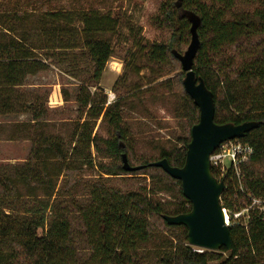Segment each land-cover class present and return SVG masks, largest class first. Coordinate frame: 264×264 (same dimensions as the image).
<instances>
[{"label":"trees","instance_id":"trees-1","mask_svg":"<svg viewBox=\"0 0 264 264\" xmlns=\"http://www.w3.org/2000/svg\"><path fill=\"white\" fill-rule=\"evenodd\" d=\"M1 2L5 6L0 5V88L12 91L22 86L25 75L35 73L36 66L42 67L35 61L36 49L48 51L51 47L29 45L26 39L28 32L19 31L20 36L16 37L10 24H23L27 17L57 23L68 12L50 9L48 0H29L27 5H21L19 0L11 10L10 0ZM237 3L238 0L167 1L154 17L156 25L169 30L167 45L153 44L148 53L153 62L165 63L170 56L175 59L172 51L178 52L190 40L188 16H197L200 19L197 29L200 45L193 70L213 94L214 122L217 125L257 123L255 129L239 139L253 150L251 159L239 165V178L233 171L219 178L225 185L220 197L221 205L229 214L230 223H234L233 216L237 210L226 197L258 199L264 205V0H247L245 4L248 7L244 9H237ZM84 15L81 20L82 48L95 68L93 78L98 81L113 55L110 42L100 35L114 23L109 16L93 19L91 14ZM41 32L55 35L58 29H42ZM238 41L258 43L250 51L224 61L226 49ZM81 91L77 102L87 109L88 117L73 133L72 149L65 151L59 140L36 134L32 138L30 157L24 165L20 168L6 167L0 173V198L5 195L17 198L16 184L20 183L27 190L26 197L32 198L36 190H41V198L46 200L27 210L32 218L24 221H17L0 209V253L1 246L7 244L11 247L8 257L0 254V257H7L0 264H19L20 259L26 262L24 264H66L72 257L70 224L64 213L55 209L60 196L57 181L62 177L68 186H73L75 173L91 163L87 149L97 142L92 122L101 117L110 130L115 131L116 139L105 144L117 160L121 161V155L127 156L130 152L129 135L119 105L121 99L105 107V97L95 103L85 87ZM175 106L176 118L184 120L190 130L198 122L199 110L184 89ZM28 108L30 110L31 107ZM12 113L11 100L9 107L8 101H2L0 96V115ZM26 124L28 131H37L40 124H45L43 110L31 111V121ZM180 142L184 144L182 148L161 151L159 160L166 159L172 167L181 168L190 138ZM119 143L124 144L123 149ZM151 163L141 159L137 166H132H142L141 170L126 172L121 165L106 174L150 176L159 179L167 190L180 186L179 181L171 179L161 169L150 167ZM50 165H54L55 172L49 171ZM10 169H14L13 176H10ZM212 174L218 179L219 175L213 169ZM238 185H242L241 191H238ZM178 192L182 197L180 188ZM88 198L89 204L81 209L82 221L87 239L94 246L93 256L99 264H128L136 260L135 252L152 237L149 218L162 220L165 227H171L162 219V216L169 215L163 210L162 203L154 201L145 192L124 195L104 186H95ZM185 202L187 209L169 216L188 213L191 205L187 200ZM228 230L232 243L230 251L194 253L187 245L185 231L183 243L162 253L159 264H264V211L258 208L250 211L246 223L231 224Z\"/></svg>","mask_w":264,"mask_h":264},{"label":"rangeland","instance_id":"rangeland-1","mask_svg":"<svg viewBox=\"0 0 264 264\" xmlns=\"http://www.w3.org/2000/svg\"><path fill=\"white\" fill-rule=\"evenodd\" d=\"M48 1L50 9L68 12L63 14L61 21L52 23L27 17L23 24H10L14 29V36L19 37V31L28 32L26 39L29 45H49L51 49H36L35 61L42 67L36 66L33 75H25L21 87L12 91L10 88H0L2 101H8L10 107L11 100L14 108V113L0 115V173L7 165L10 168L24 165L30 157L32 138L36 134L59 140L65 151L72 149L73 133L88 117L87 109L80 107L77 102L82 94V87L88 90L95 103L105 97V107L108 106L109 97L112 104L121 99L119 105L129 135L130 152H127V159L131 166H137L141 159L157 161L161 151L182 148L184 144L180 140L190 138V130L184 120L176 118L175 105L183 91L184 73L180 63L171 56L165 63L153 62L148 57L153 44L167 45L169 30L156 25L154 17L158 15L161 5L169 0ZM245 2L247 0H238L236 8L248 7ZM16 3L19 0H10V10ZM27 3L29 0H21V5ZM0 5L5 6V3L1 2ZM84 14H91L93 19L109 16L114 23L100 35L110 42L113 55L105 64L98 81L93 78L95 68L82 48L81 20ZM54 28L58 29L55 35L41 32L42 29ZM257 43L238 41L228 47L222 57H226L224 61H227L229 57H237L238 53L250 51ZM188 45L189 42L178 52L183 54ZM28 107H31L30 110ZM35 109L43 110L45 124H40L37 131H28L26 123L31 121V111ZM92 124L93 136L97 137V142L87 149L91 163L75 173L73 186H68L62 177L57 181L60 196L55 209L64 213L70 224L71 247L74 251L66 264H99L93 256L94 246L87 239L81 212L89 204V193L95 186H104L124 195L145 192L154 201L162 203L163 210L169 215L188 208L186 199L183 195L179 196L181 186L167 190L159 179H152L150 176L107 175L108 170L122 165V160H117L105 144L116 139L115 131H111L101 117ZM235 140L240 142L239 139ZM119 144L120 149H123L124 144ZM235 166L225 161L215 170L219 175L217 180L220 181L219 178L226 176L229 171H233L239 178V171ZM13 170L10 169V176L14 175ZM49 171L55 172L54 165L49 166ZM16 188L18 197L10 198L5 195L0 198V209L17 221L29 220L32 216L27 210L46 200L41 198V190H36L33 197L28 198L27 190L20 183L16 184ZM241 189L242 185H238V191ZM226 199L237 210L233 216L234 223L229 220L228 226L246 223L252 210L258 208L259 211H264L262 201L258 199ZM226 215L229 219L227 211ZM149 222L152 237L135 252L136 260L128 264H159L162 253L183 243L186 231L184 227H165L162 220L157 221L152 217ZM5 245L1 246V253L8 257L11 247ZM5 256L0 257V263L7 258ZM24 263L26 262L20 259L19 264Z\"/></svg>","mask_w":264,"mask_h":264},{"label":"water","instance_id":"water-1","mask_svg":"<svg viewBox=\"0 0 264 264\" xmlns=\"http://www.w3.org/2000/svg\"><path fill=\"white\" fill-rule=\"evenodd\" d=\"M188 21L189 45L183 54L172 51V55L179 61L184 73L182 80L184 92L199 110L198 122L190 129V142L181 168L172 167L166 159L155 161L149 166L161 169L171 179L179 181L182 195L191 205L188 213L162 216L166 224L184 227L188 246L211 252H219L221 249L230 251L232 243L228 230L229 219L220 202L225 185L213 176L209 157L220 144L242 138L255 129L257 123L217 125L214 122L213 94L193 70L194 59L200 45L197 35L200 19L195 15H189ZM121 160L126 172H135L143 168L130 166L125 154L121 155Z\"/></svg>","mask_w":264,"mask_h":264},{"label":"built area","instance_id":"built-area-1","mask_svg":"<svg viewBox=\"0 0 264 264\" xmlns=\"http://www.w3.org/2000/svg\"><path fill=\"white\" fill-rule=\"evenodd\" d=\"M111 104V98H108L107 105ZM253 155L252 148L236 140H230L220 144L215 151L210 155L209 161L211 164V170H216L223 165L225 161L235 164L237 168L242 163H245L251 159ZM194 253H204L205 249L191 247L189 246Z\"/></svg>","mask_w":264,"mask_h":264},{"label":"crops","instance_id":"crops-1","mask_svg":"<svg viewBox=\"0 0 264 264\" xmlns=\"http://www.w3.org/2000/svg\"><path fill=\"white\" fill-rule=\"evenodd\" d=\"M6 167H10V165H7Z\"/></svg>","mask_w":264,"mask_h":264}]
</instances>
